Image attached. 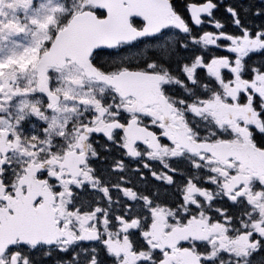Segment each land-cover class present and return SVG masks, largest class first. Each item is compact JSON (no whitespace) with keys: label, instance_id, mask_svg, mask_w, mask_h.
<instances>
[{"label":"snow or ice","instance_id":"snow-or-ice-1","mask_svg":"<svg viewBox=\"0 0 264 264\" xmlns=\"http://www.w3.org/2000/svg\"><path fill=\"white\" fill-rule=\"evenodd\" d=\"M0 264H264V0H0Z\"/></svg>","mask_w":264,"mask_h":264}]
</instances>
